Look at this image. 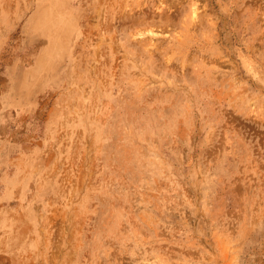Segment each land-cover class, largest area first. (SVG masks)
<instances>
[{"label": "rangeland", "instance_id": "rangeland-1", "mask_svg": "<svg viewBox=\"0 0 264 264\" xmlns=\"http://www.w3.org/2000/svg\"><path fill=\"white\" fill-rule=\"evenodd\" d=\"M0 264H264V0H0Z\"/></svg>", "mask_w": 264, "mask_h": 264}, {"label": "bare ground", "instance_id": "bare-ground-1", "mask_svg": "<svg viewBox=\"0 0 264 264\" xmlns=\"http://www.w3.org/2000/svg\"><path fill=\"white\" fill-rule=\"evenodd\" d=\"M150 32L152 33L153 31H152V30H150Z\"/></svg>", "mask_w": 264, "mask_h": 264}]
</instances>
